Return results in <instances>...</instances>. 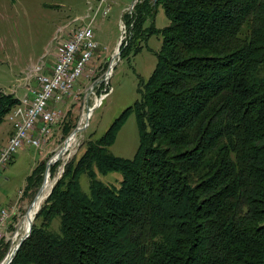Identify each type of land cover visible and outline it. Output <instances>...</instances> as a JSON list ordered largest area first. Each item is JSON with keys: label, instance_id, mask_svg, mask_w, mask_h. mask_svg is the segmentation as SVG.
I'll use <instances>...</instances> for the list:
<instances>
[{"label": "trees", "instance_id": "1", "mask_svg": "<svg viewBox=\"0 0 264 264\" xmlns=\"http://www.w3.org/2000/svg\"><path fill=\"white\" fill-rule=\"evenodd\" d=\"M124 19L121 58L158 35L157 65L140 99L65 165L10 264H264V0H143ZM19 104L0 93V125ZM131 112L140 141L127 159L110 148ZM110 173L122 178L99 180Z\"/></svg>", "mask_w": 264, "mask_h": 264}, {"label": "rangeland", "instance_id": "2", "mask_svg": "<svg viewBox=\"0 0 264 264\" xmlns=\"http://www.w3.org/2000/svg\"><path fill=\"white\" fill-rule=\"evenodd\" d=\"M133 1L106 0L103 8H109L108 14L104 16L102 8L92 25L94 41L99 45L98 51L85 65L71 96L60 104H51L56 109L58 120L51 127L50 134L40 137L38 147L24 145L20 148L0 174V209L8 208L17 213L14 216V213L11 214L4 234L0 237V242L3 243L1 248H5L6 240L10 241L4 252L0 250V264L26 232L20 226L40 189L34 197L24 195L21 191L34 168L41 162H48L64 147V142L78 127L83 114H87L88 108L99 105L100 97L109 90L102 103L92 114H88L89 124L76 135L75 141L78 142L72 151L68 152L67 149L64 152L66 156H61L56 162L60 163L56 173L49 171L53 182L51 192L55 182L61 178L65 165L78 158L86 148V143L102 137L112 123L140 99L139 86L141 82L148 81L157 65L156 52L160 50L162 38L158 35L148 36L146 40L136 43L137 47H141L139 52L134 48L121 58L120 48L123 43L127 46L131 37L124 15L133 12L130 9ZM97 8V0H0V93L14 94L18 98L22 96V87L26 85L28 75L34 68L43 66L44 70L45 65L53 64L55 53L59 52L57 48L76 29L89 24ZM151 23L152 21L146 22L144 29L149 28ZM168 24L164 9L159 6L154 17L155 28L160 30ZM114 56L116 59L113 61ZM112 62L111 75L107 77ZM14 112L9 113L0 125V149L11 126L15 131V120L11 119ZM67 124L75 126L69 135L64 132ZM33 133L37 134V131L34 130ZM139 141L136 114L131 112L117 133L110 148L111 153L131 159L138 149ZM98 178L106 184H116L122 175L110 173L98 175ZM81 186L84 191L89 190L86 175L81 177Z\"/></svg>", "mask_w": 264, "mask_h": 264}, {"label": "built area", "instance_id": "3", "mask_svg": "<svg viewBox=\"0 0 264 264\" xmlns=\"http://www.w3.org/2000/svg\"><path fill=\"white\" fill-rule=\"evenodd\" d=\"M97 2L98 8L90 23L76 29L73 35L57 48L59 52L57 51L58 55L51 73L45 72L43 66H39L28 75L27 92L19 98L20 104L14 109L15 112L11 117L12 121L15 120V131L7 145L0 151V174L20 148L24 145L38 147L40 137L50 134L51 127L58 120L56 109L51 104H60L66 97L71 96L85 65L98 51L99 45L94 41L92 25L106 0H97ZM103 9L106 16L109 8ZM33 81H36V84H33ZM106 94L100 98H105ZM34 130L37 134L33 133ZM13 213L8 208L0 209V237L4 234L7 222Z\"/></svg>", "mask_w": 264, "mask_h": 264}, {"label": "water", "instance_id": "4", "mask_svg": "<svg viewBox=\"0 0 264 264\" xmlns=\"http://www.w3.org/2000/svg\"><path fill=\"white\" fill-rule=\"evenodd\" d=\"M142 1H143V0H134L133 3H132V5H131V7H130V9H131V10H134V8L137 6V4H138V3H141ZM157 1H158V0H153V4L155 5ZM115 59H116V57L114 56L112 60L114 61ZM112 68H113V62H112V64H110V66H109V68H108L107 77H109V76L111 75ZM103 81H104V80H103ZM103 81H102V82H103ZM103 99H104V98H100V100H101L100 104L102 103V100H103ZM100 104H99V105H100ZM99 105H95V106H93V107H91V108H88V112H87V114H90V113L92 114V112H93V111H94ZM88 124H89V118L84 122V126L80 127V124H79L78 127H77V128L71 133V136H72V135H76V134H78L79 132L85 130L86 127L88 126ZM71 136H70V137H71ZM70 137L64 142V147H63V148H62V149H61V150H60L55 156H53V157L47 162L44 183H43L42 187L40 188V190H39V192H38V194H37L35 200H34L33 203L31 204V206L29 207V209H28L26 215H28L29 211L33 208V205H34V203L36 202L37 198H38L39 195L42 193V191H43V189H44L45 182H46V178H47V176L49 175V171H50V169H51V166L54 165V164H55V163L61 158V156L64 154V152H65V150H66L67 142H68V140L70 139ZM56 182H57V181H56ZM56 182H55V184H56ZM55 184H54V185H55ZM53 187H54V186H53ZM52 189H53V188H52ZM51 192H52V190H51ZM51 192H50V194H51ZM50 194H49V196H50ZM33 223H34V220L31 222L30 228L27 230V232H25V233L23 234V236L19 239V241H18V242L16 243V245L14 246V248L11 249V251L8 253V255L5 257V259L3 260V262H2L1 264H10V263L12 262V260L14 259V257H15V255H16L18 249L20 248V246L22 245V243L24 242V240L30 235L31 230H32V228H33Z\"/></svg>", "mask_w": 264, "mask_h": 264}, {"label": "bare ground", "instance_id": "5", "mask_svg": "<svg viewBox=\"0 0 264 264\" xmlns=\"http://www.w3.org/2000/svg\"><path fill=\"white\" fill-rule=\"evenodd\" d=\"M87 117H88V114H86V113L83 114V116L81 118V121H80V127L83 126L84 122L87 120ZM76 135H72L70 137V139L68 140V142H67L66 150L68 149V152L72 151V149L74 148V146L78 142V140L75 141L76 140ZM62 156L65 157L66 154H64ZM52 184H53L52 179L50 178V175H48L47 178H46V182H45L44 189H43L42 193L37 198L36 202L33 205V208L29 211L28 215H26L23 218V221H22L20 227L24 231L27 232V230L30 228L31 222L35 219V216H36V214H38L42 204L47 199V197H49V194H50L49 192H50V189L52 187Z\"/></svg>", "mask_w": 264, "mask_h": 264}, {"label": "crops", "instance_id": "6", "mask_svg": "<svg viewBox=\"0 0 264 264\" xmlns=\"http://www.w3.org/2000/svg\"><path fill=\"white\" fill-rule=\"evenodd\" d=\"M58 55V52L56 51V53H55V60H56V56ZM54 65V63L52 64H47V65H45L46 66V69L44 70L45 72H47V73H51V71H52V66ZM35 69V68H34ZM33 84H36V81H33ZM22 90H23V93H22V96L27 92V89H26V85H24L23 87H22ZM22 96H20L19 98H21ZM18 98V97H17ZM18 98V99H19ZM13 131H14V129H13V126H11V128L9 129V131H8V133H7V137H6V139H5V141H4V143L2 144V147H1V149H0V151L3 149V147L6 145V143L8 142V140H9V138L12 136V133H13ZM24 189H25V187H24ZM23 189V190H24ZM23 190L21 191V192H23ZM20 198V197H19ZM12 207V206H11Z\"/></svg>", "mask_w": 264, "mask_h": 264}]
</instances>
